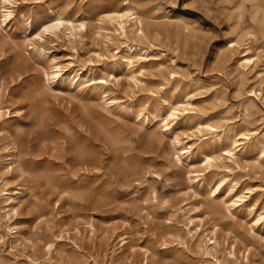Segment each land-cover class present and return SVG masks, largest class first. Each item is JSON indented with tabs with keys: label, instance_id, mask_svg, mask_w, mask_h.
<instances>
[{
	"label": "rangeland",
	"instance_id": "1",
	"mask_svg": "<svg viewBox=\"0 0 264 264\" xmlns=\"http://www.w3.org/2000/svg\"><path fill=\"white\" fill-rule=\"evenodd\" d=\"M254 2L0 0V264H264Z\"/></svg>",
	"mask_w": 264,
	"mask_h": 264
},
{
	"label": "bare ground",
	"instance_id": "2",
	"mask_svg": "<svg viewBox=\"0 0 264 264\" xmlns=\"http://www.w3.org/2000/svg\"><path fill=\"white\" fill-rule=\"evenodd\" d=\"M6 1V5H3V8L1 9V11L3 12L2 15H3V18L4 19H7L8 17H10V15L12 14V9L10 8L12 6V3L14 2V0H4ZM256 5L258 4L257 3V0L256 2H254ZM262 5V4H261ZM263 7V5H262ZM108 16L110 19L114 20L117 25H118V28L120 30V32L122 34H125L127 32V29L131 28L133 30V32L135 33L136 36L140 37V36H145L146 35V25L145 23L143 22L142 20V17H141V14L140 12L134 7V4L133 2H129V1H126L125 4L123 6H120V7H114L112 9L109 10L108 12ZM82 20V19H81ZM65 21H69V19L67 18H63L61 16H58L56 17L55 21L51 22V24L49 25H45L44 26V29L45 30H48L50 29V31H52V29H55L58 27V25L60 26L61 23L65 22ZM82 24V22L80 23ZM64 25V24H63ZM80 28V27H79ZM78 29V27H77ZM153 34V33H152ZM110 36V35H109ZM236 42L233 41L231 45H235ZM136 44H126L125 46V59H126V62L129 63L131 62V57L130 54L133 53L136 49ZM144 50V49H143ZM142 51V50H141ZM148 53V52H147ZM142 56H146L145 53H142ZM239 62H238V65L243 69V68H247L250 66V64L253 62L252 60V57L249 56L247 54L246 51L243 52V54H241L240 58H238ZM45 75H47V73H45ZM56 75V74H54ZM97 79V78H96ZM138 79V78H137ZM56 80V78H55ZM92 84L95 83V81H92L91 82ZM101 84V83H100ZM74 89V88H73ZM72 89V90H73ZM83 90V89H82ZM68 91V90H67ZM183 107V106H182ZM184 108V107H183ZM134 117V116H133ZM147 119H150L148 117H146ZM165 124V123H164ZM206 126H208L209 128H213L212 125H208L206 123ZM215 130V128H213ZM223 132V130H222ZM213 135H216L217 136V140L221 141V135L218 134V132L216 134H213ZM236 135V134H235ZM235 142L236 140H233L232 143L233 146L232 148H228L226 150L227 153H230V154H233V149L235 148ZM231 143V144H232ZM172 148V147H171ZM264 148V146H263ZM189 151L187 148L183 147V148H179V149H175V155H176V158L177 157H180V153H183L184 151ZM203 159H205L207 162H210L211 160V157L206 154H204L203 156ZM214 159V158H213ZM205 165V164H204ZM5 185V183H4ZM1 186V185H0ZM1 188V187H0ZM64 188V187H63ZM2 189V188H1ZM3 191V190H2ZM5 193H7L6 191H4ZM16 193V192H15ZM12 195V194H11ZM10 196V195H9ZM8 196V197H9ZM235 197H237L236 199H230V207H232L233 205H235L238 201H240L242 199V195H236ZM10 198V197H9ZM12 198V197H11ZM7 199V197H6ZM12 202V201H10ZM10 205V203L8 204ZM229 209V208H228ZM264 213H261V212H258L256 213V216L255 218L253 219V223L255 225H257L259 222H263L264 223ZM205 246V245H204Z\"/></svg>",
	"mask_w": 264,
	"mask_h": 264
}]
</instances>
